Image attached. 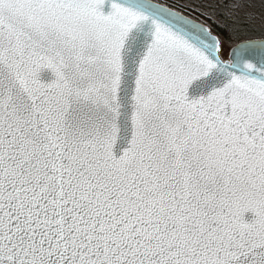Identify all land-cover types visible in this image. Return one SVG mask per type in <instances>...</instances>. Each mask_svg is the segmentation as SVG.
Returning a JSON list of instances; mask_svg holds the SVG:
<instances>
[{"label":"snow or ice","instance_id":"6c2138e0","mask_svg":"<svg viewBox=\"0 0 264 264\" xmlns=\"http://www.w3.org/2000/svg\"><path fill=\"white\" fill-rule=\"evenodd\" d=\"M219 7L0 0V264H264V31Z\"/></svg>","mask_w":264,"mask_h":264},{"label":"trees","instance_id":"16d2710c","mask_svg":"<svg viewBox=\"0 0 264 264\" xmlns=\"http://www.w3.org/2000/svg\"><path fill=\"white\" fill-rule=\"evenodd\" d=\"M190 4L187 8L182 4L177 6L178 10L191 16L197 20H203L202 17L207 18L206 23L209 25L211 30L224 38H227L228 32L225 30V25L229 24L230 21L226 19L223 14V9L219 7L222 2H227V0H186ZM171 2L180 3L178 0H172ZM171 2H167L172 4ZM246 3L252 5L250 8H246L245 11L252 14L253 18L249 22L250 31L248 35L253 37H258L262 31H264V0H246ZM211 5H216L215 14L212 18L209 17V13L213 12ZM190 11H189V10ZM199 14L198 16H195ZM201 13H204L201 15ZM243 15V13H241ZM197 17V18H196ZM215 21V22H214Z\"/></svg>","mask_w":264,"mask_h":264},{"label":"rangeland","instance_id":"374dc122","mask_svg":"<svg viewBox=\"0 0 264 264\" xmlns=\"http://www.w3.org/2000/svg\"><path fill=\"white\" fill-rule=\"evenodd\" d=\"M172 0H167V2H171ZM180 3H177V2H171L172 4H175V5H177V6H181L182 4H184V6H186L187 8H189L190 7V3L188 2V1H186V0H178ZM189 10V9H188ZM190 11V10H189ZM199 14H196L195 13V16H198ZM197 18V17H196ZM202 19L203 20H201V22H203L204 24H206L207 25V23H206V20H207V18H204V17H202ZM209 26V25H208Z\"/></svg>","mask_w":264,"mask_h":264},{"label":"water","instance_id":"95a60500","mask_svg":"<svg viewBox=\"0 0 264 264\" xmlns=\"http://www.w3.org/2000/svg\"><path fill=\"white\" fill-rule=\"evenodd\" d=\"M182 14H184L185 16H187L189 19H191V20H193V21H195V22H197V23H201V24H203L205 27H208L210 30H211V28L208 26V25H206V24H204L203 22H201L200 20H197V19H195V18H193V17H191V16H188V15H186L185 13H183L182 12ZM212 31V30H211ZM213 32V31H212ZM213 34L214 35H217L216 33H214L213 32Z\"/></svg>","mask_w":264,"mask_h":264}]
</instances>
